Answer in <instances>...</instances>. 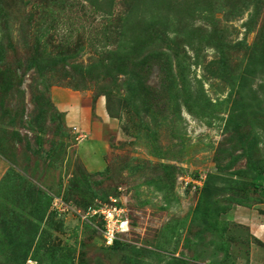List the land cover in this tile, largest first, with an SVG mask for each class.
I'll list each match as a JSON object with an SVG mask.
<instances>
[{
    "label": "rangeland",
    "instance_id": "obj_1",
    "mask_svg": "<svg viewBox=\"0 0 264 264\" xmlns=\"http://www.w3.org/2000/svg\"><path fill=\"white\" fill-rule=\"evenodd\" d=\"M0 264H264V0H0Z\"/></svg>",
    "mask_w": 264,
    "mask_h": 264
},
{
    "label": "trees",
    "instance_id": "obj_2",
    "mask_svg": "<svg viewBox=\"0 0 264 264\" xmlns=\"http://www.w3.org/2000/svg\"><path fill=\"white\" fill-rule=\"evenodd\" d=\"M139 23H136L137 29H138L139 32L137 31V33L134 35V38L133 39L138 40L140 38V36H143V37L145 36L146 39H142L140 41H137L134 44L133 48L134 49H138V50L141 49V43L145 46L148 43H152L155 40V38H153L152 35H153V31H154V29L156 27L152 23L150 25H147V24L145 25L144 23H140L139 24ZM141 32H142V35H140ZM60 59L61 58H57V57H53V58L48 57L46 59L40 60L38 57H36V58H32L30 61L32 62L31 65H34L39 70L44 71V70H51V67L55 66V64ZM110 68H112V67H110ZM113 68H115V66ZM166 73L168 74L169 71H166ZM175 82L176 81L174 80V78L172 76H170V78L168 80V83H167V89L169 91H173L174 93H177L178 92V89H177L176 85H174ZM186 91H187V94L189 95L190 92L188 91V89H186Z\"/></svg>",
    "mask_w": 264,
    "mask_h": 264
},
{
    "label": "built area",
    "instance_id": "obj_3",
    "mask_svg": "<svg viewBox=\"0 0 264 264\" xmlns=\"http://www.w3.org/2000/svg\"><path fill=\"white\" fill-rule=\"evenodd\" d=\"M190 180H188L189 182ZM98 213L99 216L105 221V237L113 238L114 237V229H121V224L124 222L123 220L117 219L118 213L111 208H101V209H93V214ZM114 225V226H113ZM119 226V227H118Z\"/></svg>",
    "mask_w": 264,
    "mask_h": 264
}]
</instances>
